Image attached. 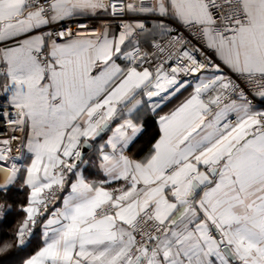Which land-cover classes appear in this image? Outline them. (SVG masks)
Listing matches in <instances>:
<instances>
[{
	"label": "snow or ice",
	"instance_id": "obj_1",
	"mask_svg": "<svg viewBox=\"0 0 264 264\" xmlns=\"http://www.w3.org/2000/svg\"><path fill=\"white\" fill-rule=\"evenodd\" d=\"M0 264H264V0H0Z\"/></svg>",
	"mask_w": 264,
	"mask_h": 264
}]
</instances>
